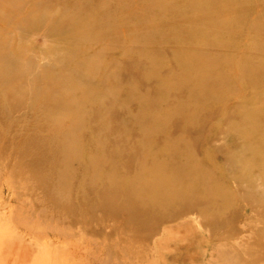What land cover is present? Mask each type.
Instances as JSON below:
<instances>
[{"label":"rangeland","instance_id":"rangeland-1","mask_svg":"<svg viewBox=\"0 0 264 264\" xmlns=\"http://www.w3.org/2000/svg\"><path fill=\"white\" fill-rule=\"evenodd\" d=\"M0 61L51 158L139 160L160 218L202 215L212 185L257 200L264 228V0H0Z\"/></svg>","mask_w":264,"mask_h":264},{"label":"bare ground","instance_id":"bare-ground-1","mask_svg":"<svg viewBox=\"0 0 264 264\" xmlns=\"http://www.w3.org/2000/svg\"><path fill=\"white\" fill-rule=\"evenodd\" d=\"M16 66L0 61V264H264L254 196L235 199L214 182L204 187L202 215L164 219L161 178L139 160L126 170L119 159L78 158L76 143L60 147L74 158H51L58 146L35 138L30 115L21 119L31 101L19 97Z\"/></svg>","mask_w":264,"mask_h":264}]
</instances>
